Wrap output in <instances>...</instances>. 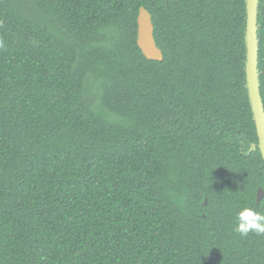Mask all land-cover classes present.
Masks as SVG:
<instances>
[{
	"label": "trees",
	"instance_id": "obj_1",
	"mask_svg": "<svg viewBox=\"0 0 264 264\" xmlns=\"http://www.w3.org/2000/svg\"><path fill=\"white\" fill-rule=\"evenodd\" d=\"M246 3L0 0V264H264Z\"/></svg>",
	"mask_w": 264,
	"mask_h": 264
},
{
	"label": "water",
	"instance_id": "obj_2",
	"mask_svg": "<svg viewBox=\"0 0 264 264\" xmlns=\"http://www.w3.org/2000/svg\"><path fill=\"white\" fill-rule=\"evenodd\" d=\"M247 27H246V78L247 89L257 129L258 145L264 160V102L261 95L259 75V0H247ZM137 44L143 55L150 61L161 62L164 59L161 49L157 46L154 36V26L150 12L142 7L138 16ZM264 198V190L259 188L257 201Z\"/></svg>",
	"mask_w": 264,
	"mask_h": 264
},
{
	"label": "clouds",
	"instance_id": "obj_3",
	"mask_svg": "<svg viewBox=\"0 0 264 264\" xmlns=\"http://www.w3.org/2000/svg\"><path fill=\"white\" fill-rule=\"evenodd\" d=\"M236 221L234 231L241 237H247L250 233L264 235V213L244 207L236 214Z\"/></svg>",
	"mask_w": 264,
	"mask_h": 264
}]
</instances>
